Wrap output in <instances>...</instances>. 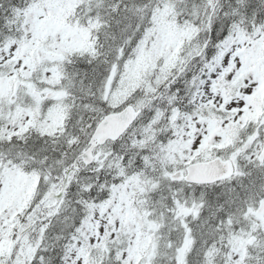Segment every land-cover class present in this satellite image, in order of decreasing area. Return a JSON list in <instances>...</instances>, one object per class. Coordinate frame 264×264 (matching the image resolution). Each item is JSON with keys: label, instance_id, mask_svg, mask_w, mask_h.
<instances>
[{"label": "snow or ice", "instance_id": "obj_1", "mask_svg": "<svg viewBox=\"0 0 264 264\" xmlns=\"http://www.w3.org/2000/svg\"><path fill=\"white\" fill-rule=\"evenodd\" d=\"M0 264H264V0H0Z\"/></svg>", "mask_w": 264, "mask_h": 264}]
</instances>
